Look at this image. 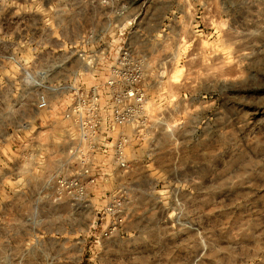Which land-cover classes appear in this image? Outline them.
Here are the masks:
<instances>
[{
	"label": "rangeland",
	"instance_id": "374dc122",
	"mask_svg": "<svg viewBox=\"0 0 264 264\" xmlns=\"http://www.w3.org/2000/svg\"><path fill=\"white\" fill-rule=\"evenodd\" d=\"M125 45L138 55L122 72L147 62L161 116L154 159L130 188L123 236L95 245L80 232L61 264H264V0H0V166L33 113L26 71L66 63L64 80L102 86Z\"/></svg>",
	"mask_w": 264,
	"mask_h": 264
},
{
	"label": "built area",
	"instance_id": "2783aa9c",
	"mask_svg": "<svg viewBox=\"0 0 264 264\" xmlns=\"http://www.w3.org/2000/svg\"><path fill=\"white\" fill-rule=\"evenodd\" d=\"M119 54L112 70L120 74L102 86L64 80L66 63L51 73L26 71L34 81L33 113L14 126V158L0 166V264L70 262L47 246L69 245L72 255L80 232L91 234L95 245L126 232L129 191L147 179L161 116L148 108L147 62L130 75L122 71L137 52L125 45ZM54 100L65 106L49 120ZM109 183L118 188L99 203L97 191Z\"/></svg>",
	"mask_w": 264,
	"mask_h": 264
},
{
	"label": "bare ground",
	"instance_id": "6f19581e",
	"mask_svg": "<svg viewBox=\"0 0 264 264\" xmlns=\"http://www.w3.org/2000/svg\"><path fill=\"white\" fill-rule=\"evenodd\" d=\"M203 50H204V49H203ZM216 55H217V54H216ZM217 57H219V56L217 55ZM220 57H221V56H220ZM208 58H209V57H208ZM209 59H210V58H209ZM209 59H208V60H209ZM217 59H218V58H217ZM219 59H220V58H219ZM213 60H214V59H213ZM204 62H206V60H205ZM204 62H203L202 64H204ZM227 63H228V62H227ZM205 64H207V63H205ZM209 65H210V64H209ZM209 65H208V66H209ZM204 66H205V65H204ZM209 67H210V66H209ZM209 67H208V68H209ZM208 68H207V69H208ZM209 69H210V68H209ZM209 69H208V71H209ZM208 71H207V73H209ZM207 73H206L205 75H206V78H207V80H208V77H210L209 75H211V74L213 75V72H212L211 74H207ZM212 75H211V76H212ZM215 75H216V74H215ZM207 76H208V77H207ZM172 78H173L174 80H176V83H177V79L179 78V71H176V73L174 74V76H173ZM204 78H205V76H204ZM211 78H212V77H211ZM201 80H203V79H201ZM209 80H210V79H209ZM204 81H205V79H204ZM211 81H212V79H211ZM223 82H224V81H222V83H223ZM211 236H212V235H211ZM195 257H196V255H195ZM197 257H198V256H197Z\"/></svg>",
	"mask_w": 264,
	"mask_h": 264
},
{
	"label": "crops",
	"instance_id": "0c3cea01",
	"mask_svg": "<svg viewBox=\"0 0 264 264\" xmlns=\"http://www.w3.org/2000/svg\"><path fill=\"white\" fill-rule=\"evenodd\" d=\"M49 253H51V254H53V255H58V254L61 253V252L58 251V250L55 251V252H52V251L49 250ZM58 263H61V262H58ZM58 263H57V264H58ZM62 263H63V262H62Z\"/></svg>",
	"mask_w": 264,
	"mask_h": 264
}]
</instances>
